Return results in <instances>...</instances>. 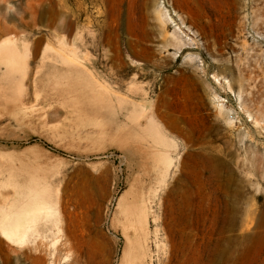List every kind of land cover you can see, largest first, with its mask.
Wrapping results in <instances>:
<instances>
[{
	"label": "rangeland",
	"instance_id": "obj_1",
	"mask_svg": "<svg viewBox=\"0 0 264 264\" xmlns=\"http://www.w3.org/2000/svg\"><path fill=\"white\" fill-rule=\"evenodd\" d=\"M191 1L0 0V264H264V0Z\"/></svg>",
	"mask_w": 264,
	"mask_h": 264
},
{
	"label": "bare ground",
	"instance_id": "obj_2",
	"mask_svg": "<svg viewBox=\"0 0 264 264\" xmlns=\"http://www.w3.org/2000/svg\"><path fill=\"white\" fill-rule=\"evenodd\" d=\"M191 1V0H190ZM192 2V1H191ZM203 3V2H202ZM176 4V3H175ZM191 4V3H190ZM188 5V4H187ZM206 5V4H205ZM179 6V5H178ZM185 6H186V4H185ZM190 7V6H189ZM209 8V7H208ZM210 9V8H209ZM212 11V10H211ZM0 15H1V11H0ZM203 17V16H202ZM160 19V18H159ZM164 22V21H163ZM162 23V21H161V19H160V21H159V25ZM165 23V22H164ZM164 23H162V24H164ZM161 24V25H162ZM168 24H170V23H168ZM160 25V26H161ZM162 26H164V28H166V26L165 25H162ZM162 26L160 27V28H162ZM159 27V26H158ZM160 28H158V29H160ZM164 28H162L163 29V31H164ZM162 32H160V34H161ZM164 34H161V36H163ZM124 38V37H123ZM161 42V41H160ZM122 43V42H121ZM126 43V42H125ZM163 43L166 45V46H168V45H170V44H172V42H171V40H169L168 39V37H166V39L165 40H163ZM122 45V44H121ZM124 45V44H123ZM126 47V46H125ZM180 48H182L181 46H180ZM63 63L64 64H66V66L69 68V69H71V71H84V70H82L81 69V67L79 66V65H77L75 62H73V60L72 59H65V58H63ZM56 66V65H55ZM66 67V68H67ZM124 72H125V70H124ZM217 76V75H216ZM91 79V78H90ZM95 80V79H94ZM92 83H94V82H92ZM95 84V83H94ZM98 84V83H97ZM227 84H228V88L229 89H233V85L230 83V81H227ZM94 86H96V84L94 85ZM104 95H106L105 93H108V91H107V89L106 88H104ZM258 95V91H254L253 92V95H252V97H251V100H255V97ZM245 108H246V110L249 112V116L250 117H252L254 120H255V122L256 123H259V122H261V116L260 115H258V114H255V113H252V110L249 108V107H247V106H244ZM259 110H261L260 108H259ZM220 114L223 116V117H225V113L224 112H221L220 111ZM225 135V134H224ZM213 136V135H212ZM202 137V136H201ZM204 137V136H203ZM205 138V137H204ZM203 138V139H204ZM211 138V137H210ZM215 138V137H214ZM216 138H217V136H216ZM232 137H230V139H228L227 138V146L225 147L226 149H220V150H216L215 148H216V146L215 147H213V146H208V147H205V148H203V147H196V148H194V149H188L186 152H188V155H187V153L185 152L183 155H187V156H191V155H193V156H197V157H199V158H204V159H206L207 161H209V163H211V164H226V165H230L231 163H232V161L234 160V154H235V152H233V150L235 149V148H233V149H231V147H230V145L232 144V140L233 139H231ZM202 139V140H203ZM224 139V138H223ZM226 140V139H225ZM183 143V142H182ZM185 143V142H184ZM226 143V142H225ZM234 143V142H233ZM189 145V144H188ZM215 145V144H214ZM185 146H186V144H185ZM233 146V145H232ZM238 153V152H237ZM182 155V156H183ZM236 157H237V155H236ZM235 157V158H236ZM172 162V161H171ZM170 161H168V163H171ZM201 163V162H200ZM201 166V165H200ZM185 167V166H184ZM198 167V166H197ZM196 167V168H197ZM232 168H233V166H231ZM227 168V167H226ZM225 168V169H226ZM199 169V168H198ZM229 169V168H228ZM201 171V170H200ZM204 172V171H203ZM229 173V172H228ZM231 174V172L229 173V175ZM205 179V178H204ZM186 180V179H185ZM226 181V180H225ZM228 182V181H227ZM206 183V182H205ZM215 183V182H214ZM182 184V183H181ZM213 185V184H212ZM230 185V184H229ZM204 186V185H203ZM209 187V186H208ZM207 187V188H208ZM213 188V187H212ZM231 188V187H230ZM230 188H229V190H230ZM206 189V188H205ZM204 189V190H205ZM234 189V187L232 188V190ZM190 191V190H189ZM210 191V190H209ZM214 191V190H213ZM196 192V191H195ZM205 192V191H204ZM217 193H219V192H217ZM233 193V192H232ZM237 193V192H236ZM239 193V192H238ZM175 194V193H174ZM202 194V193H201ZM207 194V192L205 193V195ZM210 194V193H209ZM208 194V195H209ZM196 195H198V194H196ZM221 195V194H220ZM238 195V194H237ZM194 196V195H193ZM207 196V195H206ZM229 196V195H228ZM231 196H234V194H232ZM236 196V195H235ZM205 197V196H204ZM203 197V198H204ZM211 197V196H210ZM189 198V197H188ZM206 198V197H205ZM226 198V197H225ZM230 198V197H229ZM237 198V197H236ZM190 199V198H189ZM197 199V198H196ZM192 200V199H191ZM188 201V200H187ZM222 201V200H221ZM224 201H226V200H224ZM194 202V201H193ZM202 202H206V201H202ZM229 202H231V201H229ZM234 202H235V200H234ZM234 202H232V203H234ZM211 203V202H210ZM187 204V203H186ZM223 204H224V202H223ZM188 205V204H187ZM199 205V204H198ZM232 205V204H231ZM195 206H197V205H195ZM224 206V208H225V205H223ZM234 206V205H233ZM192 207V206H191ZM230 207V206H229ZM198 208V207H197ZM223 208V207H222ZM227 208V207H226ZM203 209V208H202ZM230 209V208H229ZM237 209V208H236ZM235 209V210H236ZM208 210V209H207ZM211 210H212V207H211ZM224 210V209H223ZM223 210H222V212H223ZM231 210V209H230ZM238 210V209H237ZM205 210H203V212H204ZM226 211V210H225ZM233 211H234V209H233ZM233 211H232V213H233ZM229 212V211H228ZM227 212V213H228ZM200 213V212H199ZM205 213V212H204ZM210 213V212H209ZM231 213V212H230ZM229 213V214H230ZM231 213V214H232ZM235 214V213H234ZM195 215V214H194ZM204 215V214H203ZM196 216H198V215H196ZM230 216H232V215H230ZM234 216V215H233ZM199 217V216H198ZM226 217H228V216H226ZM234 218H235V216H234ZM223 219V218H222ZM226 219V218H225ZM235 220H236V218H235ZM219 222V221H218ZM224 222H225V220H224ZM233 223H235V222H233ZM223 224V223H222ZM224 226V225H223ZM233 226V225H232ZM220 227V226H219ZM231 227V226H230ZM224 228V227H223ZM205 229V228H204ZM225 232V231H224ZM207 234V233H206ZM226 237V236H225ZM229 242V241H228ZM226 246V245H225ZM219 249H221V247L219 248ZM224 250L222 251L223 253H224V251H225V248H223ZM210 251V250H209ZM220 252V251H219ZM222 253V254H223ZM217 252L214 250L213 251V253H212V255H211V264H223V263H221L219 260H218V257H217ZM221 255V254H220ZM224 255V254H223ZM222 255V256H223ZM221 257L219 256V259H220ZM221 260V259H220Z\"/></svg>",
	"mask_w": 264,
	"mask_h": 264
}]
</instances>
